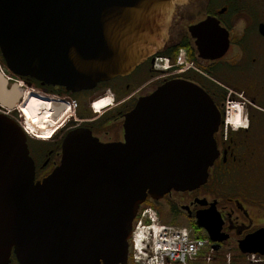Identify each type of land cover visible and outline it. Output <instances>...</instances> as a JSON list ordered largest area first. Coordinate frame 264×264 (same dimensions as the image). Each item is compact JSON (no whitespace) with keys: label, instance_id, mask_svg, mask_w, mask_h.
<instances>
[{"label":"water","instance_id":"obj_1","mask_svg":"<svg viewBox=\"0 0 264 264\" xmlns=\"http://www.w3.org/2000/svg\"><path fill=\"white\" fill-rule=\"evenodd\" d=\"M189 1L0 0L1 58L14 77L71 93L92 90L163 52L175 14ZM204 28L205 45L214 41L213 24L191 31ZM22 96L0 70V264L11 253L19 264H126L146 199L196 191L219 156L221 114L213 100L195 84L172 81L125 116L123 143L72 132L60 165L35 183L27 137L6 114ZM196 220L216 242L219 216L210 210Z\"/></svg>","mask_w":264,"mask_h":264},{"label":"flooded vegetation","instance_id":"obj_2","mask_svg":"<svg viewBox=\"0 0 264 264\" xmlns=\"http://www.w3.org/2000/svg\"><path fill=\"white\" fill-rule=\"evenodd\" d=\"M205 22H211L216 31L214 41L204 45L200 38L210 30L204 28L198 34L191 30ZM263 29L264 0H191L175 14L164 51L127 77L99 83L92 90L71 93L63 87L10 75L9 81L23 83L43 106L37 116H32L26 100V121L22 108L9 115L29 134L26 143L34 165L35 183L46 179L60 165L62 144L68 134L86 130L103 145L123 143L124 118L139 100L168 82L195 84L213 100L221 114V124L214 135L219 156L209 169L204 186L190 193L171 192L159 201L148 197L139 213L151 209L157 212L160 221L180 222L205 238L211 256L197 264H264ZM179 53L185 57V64H176ZM158 59L172 65L158 70ZM3 67L0 54V69ZM236 98L242 100L240 121L235 127H226V101ZM56 100L76 104L68 120L53 127L56 121L47 110L53 108L51 102ZM97 103L102 104L97 106L101 109H96V113L93 107ZM36 131L49 133L40 137L35 135ZM160 203L163 210L158 206ZM210 210L220 221L216 242L210 241L196 220L197 214ZM244 240L247 246L243 253L240 244ZM9 264H19L14 253Z\"/></svg>","mask_w":264,"mask_h":264},{"label":"built area","instance_id":"obj_3","mask_svg":"<svg viewBox=\"0 0 264 264\" xmlns=\"http://www.w3.org/2000/svg\"><path fill=\"white\" fill-rule=\"evenodd\" d=\"M177 64H185L182 53ZM228 114L229 106L226 123H230ZM206 244L185 229L160 224L150 210H145L134 225L130 258L134 264H197L211 256Z\"/></svg>","mask_w":264,"mask_h":264},{"label":"rangeland","instance_id":"obj_4","mask_svg":"<svg viewBox=\"0 0 264 264\" xmlns=\"http://www.w3.org/2000/svg\"><path fill=\"white\" fill-rule=\"evenodd\" d=\"M1 70H4V71H6L5 70V68L3 67ZM11 74L10 73H8V72H6V76H7V78H9V76H10ZM12 76V75H11ZM11 83H15V81H10V84ZM35 91V90H34ZM36 92V91H35ZM25 93H28L29 94V96H27L26 98H25ZM25 93L23 94V98H22V105H21V107H20V109L22 108V111H21V113H22V117L24 118L23 120L24 121H26V117L24 116L25 115V113L27 112V109H26V104H24V101H26V100H28L29 99V97H35L36 98V96H33L34 94H33V92L32 91H25ZM62 101H58V100H56V101H53V102H51L52 104H53V108H48L49 110H47V112L49 111V113H51L52 115H51V117L54 119V121H56L55 123H54V126L53 127H55V125H56V127L58 126V125H60V124H62L63 123V121L66 119V120H68V117L70 116V113H73V111L75 110V107H73V104H69L70 106H68L66 103H64V102H62ZM44 104H46V102H43ZM236 103V104H235ZM241 103H242V100H240L239 98L237 99L236 98V100L235 101H233V100H230V104H233V105H236L237 107H238V111H239V116L241 115V113H242V110H241V108H240V106H241ZM99 104H102V103H97L96 105H95V107H94V110L96 111V107L99 105ZM238 104V105H237ZM240 105V106H239ZM104 106V105H103ZM105 107V106H104ZM104 107H102V109L104 108ZM231 108H232V106H231ZM18 109V108H17ZM50 110H51V112H50ZM17 111H19V110H17ZM38 114V113H37ZM46 116H48V115H46ZM238 119L237 120H239V117H237ZM230 122H231V124L233 125V124H235V122H234V118L233 117H230ZM26 124H27V122H25ZM57 130V129H56ZM37 132V134L35 133V135H38V136H40V137H45V136H48V133H49V131H44V132H41V131H36ZM56 132V131H55ZM57 133V132H56ZM54 134V133H53ZM52 135V134H51ZM51 135H49V136H51ZM54 136V135H53ZM51 138H53L52 136H51ZM159 207H161L162 208V210L164 209V207H163V203H160L159 205H158ZM153 214L154 215H156L157 214V212H154L153 211ZM159 215V214H158ZM157 217V216H156ZM158 218V217H157ZM158 220H159V222H161L160 224H162V225H170V226H173V227H178V228H181V229H185V230H187L189 233H191V234H193V236H195V235H197L198 237H201L198 233H196V232H193V231H191L190 230V228L189 227H187V226H185V225H183V224H181L180 222H170V221H166V220H164V219H161L162 221H160V219L158 218ZM191 231V232H190ZM202 238V237H201ZM210 251H208L207 252V254L209 253Z\"/></svg>","mask_w":264,"mask_h":264},{"label":"bare ground","instance_id":"obj_5","mask_svg":"<svg viewBox=\"0 0 264 264\" xmlns=\"http://www.w3.org/2000/svg\"><path fill=\"white\" fill-rule=\"evenodd\" d=\"M106 103H108V102H106ZM27 105H28V107H29V113L32 115V116H37L38 114V111L40 110V109H42V105H40L39 103H38V101H37V99H35V98H33V97H31V98H29L28 100H27ZM101 104H99V106H100ZM231 106H232V108H231ZM105 108V107H104ZM103 108V109H104ZM97 110H99V109H101L100 107H97L96 108ZM96 112V111H95ZM100 112V111H99ZM97 113V112H96ZM229 116L230 117H233L234 118V122H235V124H233L234 125V127L236 126V125H238V118L237 117H239V111H238V107L236 106V105H233V104H231L230 106H229ZM240 121V120H239ZM240 124V123H239ZM55 135V134H54Z\"/></svg>","mask_w":264,"mask_h":264}]
</instances>
